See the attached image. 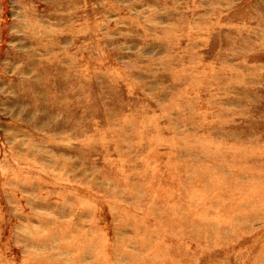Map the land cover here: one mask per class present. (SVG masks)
Wrapping results in <instances>:
<instances>
[{
	"label": "rangeland",
	"instance_id": "obj_1",
	"mask_svg": "<svg viewBox=\"0 0 264 264\" xmlns=\"http://www.w3.org/2000/svg\"><path fill=\"white\" fill-rule=\"evenodd\" d=\"M0 264H264V0H0Z\"/></svg>",
	"mask_w": 264,
	"mask_h": 264
}]
</instances>
